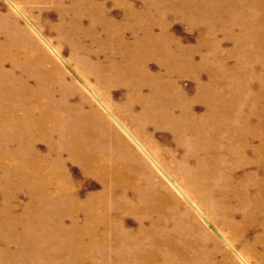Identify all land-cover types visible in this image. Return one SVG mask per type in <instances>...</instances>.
<instances>
[{
  "label": "rangeland",
  "instance_id": "1",
  "mask_svg": "<svg viewBox=\"0 0 264 264\" xmlns=\"http://www.w3.org/2000/svg\"><path fill=\"white\" fill-rule=\"evenodd\" d=\"M2 48L15 56L0 65L1 257H19L26 264H164L167 253L190 258L192 248L185 245L190 238L170 217L155 226L145 223L148 235L142 225L135 227L153 216L146 211L152 191L147 177L171 194L168 204H176V211L188 209L201 226L200 237L208 238L193 242L201 246L193 264H202L210 247L216 248L217 264H254L249 249L257 230L237 234L229 228L230 246L216 224L176 190L162 161L167 153L191 161L181 145L189 136L174 132L187 119L185 97L202 87L210 99L219 92L237 106L239 142L254 137L245 139L251 145L241 151L253 156L251 146L263 147L264 0H0V60ZM209 102L217 116L221 107ZM177 103L183 113L175 117ZM19 107L33 116L19 118ZM45 115L52 116L50 123ZM114 133L142 163L125 185L130 168L116 152L120 144ZM171 154L168 167L173 168ZM91 155L106 161L105 174L107 163L116 160L125 178L111 187L102 183L96 169L84 163ZM256 166L245 165L231 178ZM128 201L142 209L122 211ZM150 201L148 208L155 198ZM8 202L16 215L3 212ZM163 237L169 241L164 250ZM147 246L158 259L145 256Z\"/></svg>",
  "mask_w": 264,
  "mask_h": 264
},
{
  "label": "bare ground",
  "instance_id": "2",
  "mask_svg": "<svg viewBox=\"0 0 264 264\" xmlns=\"http://www.w3.org/2000/svg\"><path fill=\"white\" fill-rule=\"evenodd\" d=\"M12 42L17 47V43L14 40H12ZM14 56V50H5L2 48L0 65L4 62L6 57ZM142 64L144 65V63ZM135 67L142 69V66ZM143 71H145V65ZM150 77L154 80L158 79V76L154 74H150ZM85 86L100 101L102 106L110 112L134 142L141 149L143 146L146 148L145 143L140 142L138 138L130 132L124 122L120 121L117 116L112 113L108 105L102 102L88 85ZM210 97L211 95L205 90V87L200 88L197 94L192 98L187 97V99L185 97L186 112L184 113L187 116V119L185 118L184 121H179V127L174 132V134H178V138H183L185 134L189 136L188 140L181 141V145L187 147L185 150L188 151L191 161H185L184 158L183 160L182 158L180 160L175 159L176 157L171 153L165 154L167 160L162 161V157L156 153L154 146L147 145V148L149 149L148 152L151 155L154 154L159 157L163 165H165L168 174L167 175L165 172V176L169 178L171 183L177 188L176 190L190 201L193 207L206 219V221L209 223L212 221L216 224L222 233L215 227L216 230L227 243H229V241L231 242L234 238L229 234V228H235L237 234H245L250 229L257 230V233L251 237V248L248 249L252 253L254 264H264V145L263 147L261 145L255 148L251 146L253 150L252 153H254L253 156L250 153V155H248L241 151V148L247 150L248 147H250L249 145H251L245 139L251 140L254 137L248 136V138L245 137L242 142H239V133H237L239 130V119L235 118L236 115L233 112V110L237 109V106L228 101L222 100L219 92H214L211 99ZM210 100L221 107L219 111L220 113L217 116L214 115L213 108L207 104L210 103ZM174 107L173 113H177L174 114V116L177 117L182 111L178 103L175 104ZM18 110L21 112L19 118H31V116H33L25 107H19ZM44 117L46 123L47 121L50 123L52 116L45 115ZM14 122L16 124L19 123L18 119ZM0 127H2L1 123ZM113 139L116 143L120 144V147L116 152L123 158V164L130 168L128 169L127 181H125V179L121 183L125 185L126 182H131L133 180L134 175L132 173L135 174L139 168L142 169V163L139 156H137V153L135 154L131 147L125 143L121 137L114 133ZM31 150L33 151V149ZM170 154L175 159L173 168L168 167L171 160ZM79 158L82 159L81 154L79 155ZM84 163L87 164V166L89 164L91 167L95 168L96 176L98 177L97 179L102 183H108V186L110 187L113 184L112 182H119L121 179L125 178L124 171L120 168V163H117L116 160L107 163L106 174L104 172V166L106 164L104 159L97 156L93 157V155H91L88 162ZM245 165H257L255 167L256 170L251 171L248 169L247 171L242 172V176L232 179L231 176H235L236 172ZM87 172H92V169L89 168ZM172 176H174V178ZM144 181L152 190L150 191L151 195L149 197L147 195L148 206H146V211H153V216L144 218L140 224H137L136 222L135 227H140V225H142V231H144L145 235H148V231L143 227L145 223L148 224L146 225L147 227L155 226V222L158 223L161 217H170L180 228H184L187 232L190 241L185 242V245L188 246L189 249L192 248L193 252L190 251L192 252L190 258L183 257L182 254L178 253H173L172 255L167 253L166 256L163 257L165 259L164 264H193L199 259L197 251L199 248L201 249L199 244L197 249L196 245H193V242L196 241L197 243H203L205 239H208L206 237L203 239L200 237V232L202 230L200 224L194 221L188 209L176 211V204L174 206L168 204V202L171 201V194L167 190L161 188L159 182L155 183L151 181V178L147 177L144 178ZM233 182L238 185V188L234 187ZM151 197L155 198V202L152 208H148L149 206H152L150 201ZM119 198H121V196H119ZM119 198H115L111 200V202H115ZM196 202L201 207H199ZM136 208L142 209L131 201H128L125 205L121 206V210L127 212H135ZM203 210L206 213L208 211L209 218L203 213ZM3 212L5 214H17L15 205L11 204V202L5 204ZM154 213L159 215H154ZM239 213L241 214V219L235 220V218H239ZM156 218H159V220H156ZM150 219L153 220L150 221ZM145 238L149 241H154V239L148 237ZM142 244H144V239ZM159 244L163 246L161 249L164 250V248L166 249V245L169 244V241L164 238L163 240H160ZM229 245L232 246L231 243H229ZM149 248L151 247H146L147 251L145 256L153 261L158 259V255L148 251ZM215 249L216 248L214 247H210L208 250L204 251V256H201L202 264H217L212 255ZM135 256L138 259L142 258V255L140 254ZM42 259L46 260L44 257H42ZM3 260L15 261L10 264H26V260H22L19 257L15 258V256H9L7 254H3L1 257L0 254V261L2 263H4Z\"/></svg>",
  "mask_w": 264,
  "mask_h": 264
}]
</instances>
